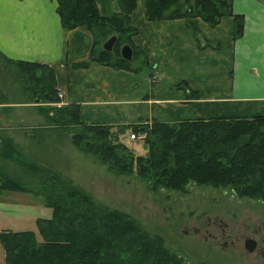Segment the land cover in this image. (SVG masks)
<instances>
[{
  "label": "trees",
  "instance_id": "trees-1",
  "mask_svg": "<svg viewBox=\"0 0 264 264\" xmlns=\"http://www.w3.org/2000/svg\"><path fill=\"white\" fill-rule=\"evenodd\" d=\"M57 3L62 30L84 25L102 34L105 27L117 33L112 50H101L96 58L92 52L91 60L116 69H133L132 63L141 56L131 42L135 29L129 25V14L136 0H117L119 11L111 16H101L94 0H57ZM224 16L233 18L232 35L239 37L243 18L233 13L230 0H145L144 17L150 22L184 19L195 30L190 23L194 18L215 26ZM124 45L131 49L130 61L120 56V47ZM12 63L18 76L27 82L26 86L31 85L30 90L27 88V103L53 102L50 94L56 82L49 65ZM76 66L84 67L86 63ZM34 69L40 71V76L36 77ZM41 82L43 85L38 88ZM34 95H40L39 99ZM4 100L0 94V104ZM66 107L74 110V122L86 133L116 128L119 129L117 137L126 130L143 134L145 156L119 155L115 152L113 138L114 143L99 146V160L119 174L135 171L147 181L151 191L180 192L193 184L227 189L237 197L264 202L262 114L182 119L174 123L152 120L144 125L109 127L86 125L79 119L77 105L67 104ZM47 174L50 187H46L45 179L41 196L51 209V216L35 220L39 239L33 231L0 232L4 252L1 264H183L179 256L164 246L160 237L147 233L129 215L105 208L81 189L61 182L54 173ZM7 181V186L0 185V189L27 191L22 185Z\"/></svg>",
  "mask_w": 264,
  "mask_h": 264
},
{
  "label": "crops",
  "instance_id": "crops-1",
  "mask_svg": "<svg viewBox=\"0 0 264 264\" xmlns=\"http://www.w3.org/2000/svg\"><path fill=\"white\" fill-rule=\"evenodd\" d=\"M231 1L243 18L235 38L232 17L215 26L194 18L193 30L184 19L147 21L145 0H136L129 25L141 56L124 70L89 60L90 35L82 27L62 30L55 0H0V55L49 65L63 104L77 105L86 125L264 113L256 104L264 101V0ZM94 2L101 16L119 11L117 0Z\"/></svg>",
  "mask_w": 264,
  "mask_h": 264
},
{
  "label": "rangeland",
  "instance_id": "rangeland-1",
  "mask_svg": "<svg viewBox=\"0 0 264 264\" xmlns=\"http://www.w3.org/2000/svg\"><path fill=\"white\" fill-rule=\"evenodd\" d=\"M78 27L90 35L91 62L98 63L90 59L92 52L96 58L110 37L118 38L110 27L104 28V34L84 25L75 28ZM12 62L0 55V94L5 97L0 104V185L7 186L9 180L27 191L0 189V232L33 231L39 239L35 220L51 216V209L41 196L42 183L46 179V187H50V175L46 173L52 172L101 206L129 215L147 233L160 237L183 264H264L263 201L237 197L227 189L193 184L180 192L151 191L147 181L135 171L116 173L100 162L99 146L114 143V138L119 155L145 156L143 134L134 132L140 139L130 141L131 130L118 137L116 128L86 133L74 122V110L63 104L56 85L50 94L53 102L27 103V88L30 90L31 85L26 86ZM33 73L40 76L38 69ZM42 85L43 82L38 88ZM258 95L264 100V93ZM256 104L263 106L264 101ZM258 110L252 115H264ZM253 239L256 249L249 253L244 242ZM3 262L0 245V264Z\"/></svg>",
  "mask_w": 264,
  "mask_h": 264
},
{
  "label": "water",
  "instance_id": "water-1",
  "mask_svg": "<svg viewBox=\"0 0 264 264\" xmlns=\"http://www.w3.org/2000/svg\"><path fill=\"white\" fill-rule=\"evenodd\" d=\"M115 41H116V37H114V36L110 37L103 44V46H102L103 50L106 51V52H110L112 50V47H113ZM131 53H132L131 49L127 45L122 46L121 49H120V56L125 61H130L131 60ZM247 243H249L250 245L247 244L246 251L251 253L254 250V248H255V243L253 241L247 242Z\"/></svg>",
  "mask_w": 264,
  "mask_h": 264
},
{
  "label": "built area",
  "instance_id": "built-area-1",
  "mask_svg": "<svg viewBox=\"0 0 264 264\" xmlns=\"http://www.w3.org/2000/svg\"><path fill=\"white\" fill-rule=\"evenodd\" d=\"M128 139H129L130 141H135V140L140 139V136H138V135L135 134L134 132H131V133L129 134Z\"/></svg>",
  "mask_w": 264,
  "mask_h": 264
},
{
  "label": "flooded vegetation",
  "instance_id": "flooded-vegetation-1",
  "mask_svg": "<svg viewBox=\"0 0 264 264\" xmlns=\"http://www.w3.org/2000/svg\"><path fill=\"white\" fill-rule=\"evenodd\" d=\"M253 242L255 243V248L254 249H256V241L253 239ZM247 244H249V243H247V241H245L244 242V248H245V250H246V246H247ZM250 245V244H249ZM248 245V246H249Z\"/></svg>",
  "mask_w": 264,
  "mask_h": 264
}]
</instances>
